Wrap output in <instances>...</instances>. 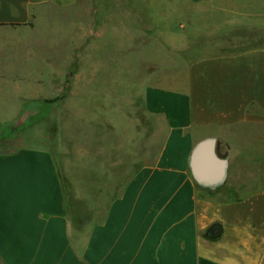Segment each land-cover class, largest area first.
Wrapping results in <instances>:
<instances>
[{"label": "crops", "instance_id": "1", "mask_svg": "<svg viewBox=\"0 0 264 264\" xmlns=\"http://www.w3.org/2000/svg\"><path fill=\"white\" fill-rule=\"evenodd\" d=\"M191 1L226 12V40L145 88L162 143L99 220L73 223L49 150L0 151V264H264V0ZM77 4L0 0V124L40 114Z\"/></svg>", "mask_w": 264, "mask_h": 264}, {"label": "rangeland", "instance_id": "2", "mask_svg": "<svg viewBox=\"0 0 264 264\" xmlns=\"http://www.w3.org/2000/svg\"><path fill=\"white\" fill-rule=\"evenodd\" d=\"M68 22L61 31L70 28L72 50L61 54L45 105L39 115L0 128V151L49 150L61 171L64 206L80 227L99 220L135 170L155 159L165 127L147 112L145 88L180 70L186 58L216 52L208 46L226 40L215 29L229 19L191 0H78ZM66 60L76 67H65Z\"/></svg>", "mask_w": 264, "mask_h": 264}, {"label": "water", "instance_id": "3", "mask_svg": "<svg viewBox=\"0 0 264 264\" xmlns=\"http://www.w3.org/2000/svg\"><path fill=\"white\" fill-rule=\"evenodd\" d=\"M203 144H198L193 152H192V167H193V172L194 176L199 181V183H204L205 179L208 176V173L203 169L201 166L202 163V155H201V150H202Z\"/></svg>", "mask_w": 264, "mask_h": 264}, {"label": "trees", "instance_id": "4", "mask_svg": "<svg viewBox=\"0 0 264 264\" xmlns=\"http://www.w3.org/2000/svg\"><path fill=\"white\" fill-rule=\"evenodd\" d=\"M60 97H55L53 99H50V101H53L55 99H59ZM13 124V123H12ZM5 125H9V124H0V128L4 127Z\"/></svg>", "mask_w": 264, "mask_h": 264}]
</instances>
